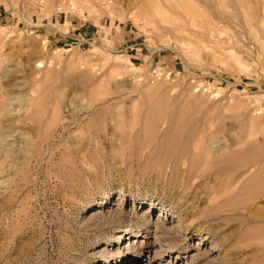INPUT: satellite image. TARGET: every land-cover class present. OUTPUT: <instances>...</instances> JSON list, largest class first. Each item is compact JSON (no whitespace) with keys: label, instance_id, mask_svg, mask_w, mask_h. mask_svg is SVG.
Listing matches in <instances>:
<instances>
[{"label":"rangeland","instance_id":"obj_1","mask_svg":"<svg viewBox=\"0 0 264 264\" xmlns=\"http://www.w3.org/2000/svg\"><path fill=\"white\" fill-rule=\"evenodd\" d=\"M179 1L0 0V264H264V0Z\"/></svg>","mask_w":264,"mask_h":264},{"label":"bare ground","instance_id":"obj_2","mask_svg":"<svg viewBox=\"0 0 264 264\" xmlns=\"http://www.w3.org/2000/svg\"><path fill=\"white\" fill-rule=\"evenodd\" d=\"M103 1H106V0H103ZM144 1V0H143ZM179 1V0H178ZM183 1V0H182ZM181 2V1H179ZM140 4V3H139ZM143 5V4H142ZM181 5V4H180ZM144 6V7H143ZM142 6V17L144 16L147 20H149L152 25L153 23H155L156 20H161L163 21V17H164V14L166 15V13H170V10L169 8L166 9V7L162 6L161 4H159V2L157 1V4L156 3H153V5H147V4H144ZM132 7V6H131ZM134 7V6H133ZM169 7V6H167ZM199 8V7H198ZM164 13V14H163ZM182 21V20H181ZM223 149V148H222ZM222 149H217L215 150L213 153L216 154V153H219ZM222 153V156L220 155V157L216 160V165L218 164H223V163H226V162H232V161H238L240 159V157L242 156H237L236 155H233V154H229V155H223V152ZM218 156V155H217ZM247 156V155H246ZM216 157V155H215ZM244 157V156H243ZM242 157V158H243ZM215 159V158H214ZM237 163V162H236ZM158 222V221H157ZM160 223V222H159ZM147 233H148V230L146 229ZM160 234H163V235H160ZM171 233V229H166L163 225H159L158 223L155 225V238L156 240H158L160 242V244L162 243V239H165L167 235H169ZM139 234V233H137ZM175 234V233H174ZM129 235V234H128ZM136 237L134 238H137V236L139 235H135ZM153 246V245H152ZM155 246L157 247V243L155 244ZM153 246V247H155ZM145 244L144 243H141L140 244V247H139V252H138V255L137 256H134V258L130 261H135V262H140L143 257H146L145 252ZM150 251H148L147 253H151L153 248L150 247ZM155 255H157L158 253L156 251H154ZM154 257L152 256H149L148 259H153Z\"/></svg>","mask_w":264,"mask_h":264}]
</instances>
